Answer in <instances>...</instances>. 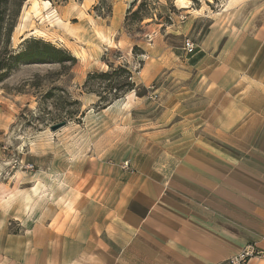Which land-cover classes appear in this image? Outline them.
Returning <instances> with one entry per match:
<instances>
[{
    "label": "rangeland",
    "instance_id": "1",
    "mask_svg": "<svg viewBox=\"0 0 264 264\" xmlns=\"http://www.w3.org/2000/svg\"><path fill=\"white\" fill-rule=\"evenodd\" d=\"M34 1L0 0V264L72 257L47 252L56 234L42 226L59 215L117 222L124 207L141 214L160 195L188 212L174 199L206 193L186 171L215 166L202 148L210 135L204 121L224 92L254 83L249 74L264 80V42H250L264 38V0H184L187 8L178 0H47L49 7L36 0L35 8ZM236 3L237 13L227 10ZM33 40L68 57L15 61ZM244 133L239 147L230 137L219 148L250 167L255 135ZM225 212L227 225L233 214L242 234L253 230L248 207L226 202Z\"/></svg>",
    "mask_w": 264,
    "mask_h": 264
},
{
    "label": "crops",
    "instance_id": "2",
    "mask_svg": "<svg viewBox=\"0 0 264 264\" xmlns=\"http://www.w3.org/2000/svg\"><path fill=\"white\" fill-rule=\"evenodd\" d=\"M229 1L226 0L228 5ZM238 4L227 10L237 13ZM253 40L260 46L264 42V38L250 42ZM247 77L254 79V83L245 89L231 88L224 92L227 96L217 104L216 113L204 121L210 135L202 148L215 158V166L202 163L194 168L199 172L186 171V180L206 195L200 198L191 195L189 203L174 199L177 206L189 208L185 213L167 207L160 195L144 213L124 207L117 222L113 221V215L89 221L83 214L68 221H62L59 215L55 225V219L48 220L42 230L56 234V238L49 245L55 244V249L47 252L73 255L68 259L57 258L56 264H222L244 248L245 241L238 240L240 237L255 238V246L262 254L250 258L247 264H264V80L251 74ZM245 128H249L246 133ZM242 133L255 135L245 157L250 167L241 166V160L236 158L240 156L238 153L226 155L219 148V143L230 137L233 141L228 142L233 148L239 147L235 140ZM226 202L251 209L254 215L250 216L253 221L250 233L239 231L240 221L233 214L229 216L231 224L225 223ZM114 224H122L123 231H115ZM65 247L73 249L68 251Z\"/></svg>",
    "mask_w": 264,
    "mask_h": 264
},
{
    "label": "trees",
    "instance_id": "3",
    "mask_svg": "<svg viewBox=\"0 0 264 264\" xmlns=\"http://www.w3.org/2000/svg\"><path fill=\"white\" fill-rule=\"evenodd\" d=\"M138 9L132 13L136 15ZM68 56L66 53L49 43L33 40L24 50L17 53L14 60L17 62L29 63H52L64 62ZM71 59L74 60L73 57Z\"/></svg>",
    "mask_w": 264,
    "mask_h": 264
},
{
    "label": "built area",
    "instance_id": "4",
    "mask_svg": "<svg viewBox=\"0 0 264 264\" xmlns=\"http://www.w3.org/2000/svg\"><path fill=\"white\" fill-rule=\"evenodd\" d=\"M183 50L186 54H191L195 51V45L191 40H186L183 44ZM261 252L256 248L255 244H247L243 250L236 256L229 259L228 264H243L252 258L260 255Z\"/></svg>",
    "mask_w": 264,
    "mask_h": 264
},
{
    "label": "bare ground",
    "instance_id": "5",
    "mask_svg": "<svg viewBox=\"0 0 264 264\" xmlns=\"http://www.w3.org/2000/svg\"><path fill=\"white\" fill-rule=\"evenodd\" d=\"M234 1H236V0H230L229 2H230V4H232ZM42 3L44 5V7H49V5H50V2L47 1V0H45V1L43 0ZM178 3H179L180 8H187L188 7L184 0H178ZM36 6H37V1L35 0L33 2V7L35 8ZM52 12H54V10H52ZM49 17H50V12H48L47 16L41 15V18L49 19ZM101 38L104 39V40L107 39V37L104 34H101Z\"/></svg>",
    "mask_w": 264,
    "mask_h": 264
},
{
    "label": "water",
    "instance_id": "6",
    "mask_svg": "<svg viewBox=\"0 0 264 264\" xmlns=\"http://www.w3.org/2000/svg\"><path fill=\"white\" fill-rule=\"evenodd\" d=\"M62 125H63V123L57 124V125H55L52 129L54 130V129H56V128L62 126Z\"/></svg>",
    "mask_w": 264,
    "mask_h": 264
}]
</instances>
